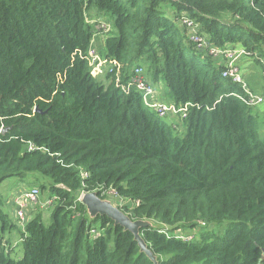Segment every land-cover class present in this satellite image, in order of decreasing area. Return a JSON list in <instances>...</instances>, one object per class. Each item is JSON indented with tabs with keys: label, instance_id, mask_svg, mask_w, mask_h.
I'll use <instances>...</instances> for the list:
<instances>
[{
	"label": "trees",
	"instance_id": "trees-1",
	"mask_svg": "<svg viewBox=\"0 0 264 264\" xmlns=\"http://www.w3.org/2000/svg\"><path fill=\"white\" fill-rule=\"evenodd\" d=\"M92 11L112 18L101 55L119 63L102 77ZM182 13L216 46L259 56L264 82V0H0V186L40 189L24 222L0 193V264H154L132 231L89 213L87 192L150 222L157 264H264L259 113ZM137 67L153 100L193 104L185 118L168 123L128 86Z\"/></svg>",
	"mask_w": 264,
	"mask_h": 264
},
{
	"label": "built area",
	"instance_id": "built-area-1",
	"mask_svg": "<svg viewBox=\"0 0 264 264\" xmlns=\"http://www.w3.org/2000/svg\"><path fill=\"white\" fill-rule=\"evenodd\" d=\"M95 22L98 23L94 26V33L96 31L105 36L111 30L112 26L106 19H98ZM179 23L186 29L187 35L191 41L195 42L199 48L208 50L209 54L224 64V70L222 72L223 77L230 78L233 82L242 86L244 94H237L239 98L249 106H258L264 102V96L256 94L251 90L239 65V60L245 56H252V52L243 46L236 47L230 45L225 48L216 46L200 32V24L186 13L179 15ZM88 58L90 60V65L92 66V73L95 76H98L108 68L113 70V67L119 65L116 60H108L104 58L98 48L94 45L93 39L88 50ZM134 72V78L128 86H135L138 91L142 93L148 106H150L158 115L162 117L178 115L181 119L187 116L190 106L193 105L192 103L188 102L184 105L176 106L175 104L153 100L156 91L143 74V69L137 67ZM39 193L40 189L38 187H30L29 190L15 195L14 202L16 204V217H18L20 222L26 221L27 208L30 204L35 203L38 200ZM109 194L113 195V193L110 192ZM95 235V237H97L99 233L96 232Z\"/></svg>",
	"mask_w": 264,
	"mask_h": 264
},
{
	"label": "rangeland",
	"instance_id": "rangeland-1",
	"mask_svg": "<svg viewBox=\"0 0 264 264\" xmlns=\"http://www.w3.org/2000/svg\"><path fill=\"white\" fill-rule=\"evenodd\" d=\"M95 11H92L90 13V15H92ZM106 16V15H105ZM107 19L109 20V22L111 23V26H112V21H111V17L110 16H106ZM111 19H110V18ZM98 22H94V26L95 24H97ZM113 28V26H112ZM99 52L101 54L104 53V48H101V49H98ZM249 58H251V63H249V65L247 64H243L241 62H239V65L242 70V73H243V70L245 72L248 73V75L250 76L251 75V79L248 80V85L249 87H251L256 94H260L262 96H264V82H263V79H262V70L260 68V65L258 64L257 62V57L259 56H248ZM240 61V60H239ZM103 75H101L102 77ZM253 91V92H254ZM258 113H259V116H258V132H259V137L260 138H263L264 137V102L261 103L259 106L256 107ZM163 120L167 121L168 123H172V122H175V120L177 121V118H171L170 116H166V117H162ZM176 133H178L179 135L183 136L185 135V128L184 127H181L179 130L175 131ZM31 181H27V182H19V180L17 178H9L7 179L6 181L3 182V184L0 186V193L5 197V199L9 197L13 198L15 197V195H17L18 193H21V192H24V191H27L30 189L31 187ZM14 191L16 193H14ZM84 196V195H83ZM83 197H81L82 199ZM102 199V198H101ZM104 201H107V202H110L112 203L114 206L120 208L121 210L123 209L124 205H129V206H132V204L130 202H125L124 200L122 199H119L117 200V198H115L112 194H108V198L106 199H102ZM4 209L6 212H8L10 214V216L12 217V219L16 218L12 212L11 209L7 208L4 206ZM124 211V210H122ZM48 212V211H47ZM16 213V212H15ZM50 214L49 212L47 213V215ZM29 215H27L28 217ZM32 218V216L30 215L29 216V220ZM50 222V218L47 217V220H46V223L48 224ZM143 222L145 224H148L150 222L148 221H144ZM18 255L20 257L23 256V248L20 247L19 251H18Z\"/></svg>",
	"mask_w": 264,
	"mask_h": 264
},
{
	"label": "water",
	"instance_id": "water-1",
	"mask_svg": "<svg viewBox=\"0 0 264 264\" xmlns=\"http://www.w3.org/2000/svg\"><path fill=\"white\" fill-rule=\"evenodd\" d=\"M5 129H3L4 131ZM83 203L87 206L89 213L93 216L101 214L107 215L114 220L115 224L122 225L125 229L134 233L135 238L138 240L141 249L146 252L157 264L156 257L152 251L147 247L144 239L140 234V228L147 225L143 220H133L128 214L120 208L114 206L112 203L102 200L96 192H87L82 198Z\"/></svg>",
	"mask_w": 264,
	"mask_h": 264
},
{
	"label": "crops",
	"instance_id": "crops-1",
	"mask_svg": "<svg viewBox=\"0 0 264 264\" xmlns=\"http://www.w3.org/2000/svg\"><path fill=\"white\" fill-rule=\"evenodd\" d=\"M89 21L93 24L96 20L98 19H105L107 17L103 16V15H100L98 14L97 12H94L92 15H89ZM94 25V24H93ZM93 40H94V45L98 48V49H101V48H104V44H105V40H106V36H104L103 34L101 33H97L95 31L94 33V37H93ZM236 47H239V45H236ZM243 64H247L249 65V63H251V58H249L248 56H245L243 57L242 59H240V61ZM244 66V65H243ZM242 68V67H241ZM104 72V71H103ZM103 72L101 73V75L103 74ZM100 75V74H99ZM100 75V77H101ZM243 75L246 79V81L248 82L249 79H251V75L249 76L247 72H245L243 70ZM251 88V87H250ZM252 91H254L252 88H251ZM255 92V91H254ZM164 94V91H159V93H157V99H159L160 101L162 100L163 101V98H162V95ZM165 102V101H163ZM259 106V105H258ZM257 107V106H256ZM172 117V116H170ZM175 117H173L174 119ZM14 193H16L14 191ZM12 197V196H11ZM8 196V198L6 199V206L7 208L11 209L13 214L16 215V204L15 202H13L12 198ZM28 209V213L29 211L32 209L31 208V205L27 208ZM31 212V211H30Z\"/></svg>",
	"mask_w": 264,
	"mask_h": 264
}]
</instances>
